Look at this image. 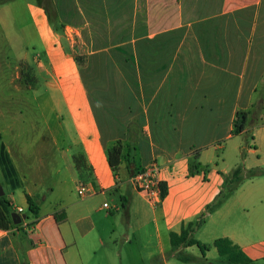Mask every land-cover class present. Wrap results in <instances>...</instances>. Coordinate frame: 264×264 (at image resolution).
Wrapping results in <instances>:
<instances>
[{"label": "crops", "instance_id": "obj_1", "mask_svg": "<svg viewBox=\"0 0 264 264\" xmlns=\"http://www.w3.org/2000/svg\"><path fill=\"white\" fill-rule=\"evenodd\" d=\"M49 1L59 26L50 21L38 0L26 3L40 42L32 61L28 54L15 51L18 38L10 36L0 16V45L8 50L0 57V74H11L9 85L17 95L23 90L13 81L19 77L21 63L29 65L38 85L28 89L41 83L47 93L43 102L34 96L47 128L46 135L34 140V149L17 145L24 139L17 118L0 122L2 140L5 133L14 135L6 148L22 181L24 202L28 204L29 196L39 207L31 229L23 226L25 219L19 230L0 229V264H80L70 252L101 250L112 261L119 247L116 220L122 213L127 230L120 247L133 251V264H153L158 256L163 258L159 264H174L173 258H164L170 234L195 221L225 191V179L233 172L225 165V144L247 135L251 155L260 154L253 144L256 112L249 115L244 133L233 135L232 130L238 111L253 110L258 92L259 112L264 106L260 95L264 91V0ZM15 2L5 0L3 5ZM232 27L235 35L230 34ZM76 57L81 58L80 65ZM257 58L259 65L252 61ZM227 106L231 107L228 131L219 140L224 144L214 147L216 139L210 136L218 118L215 109ZM189 108L196 109L195 115L185 111ZM118 143L123 151L115 174L107 151ZM129 144L135 147L131 167ZM77 146L80 152L74 150ZM212 148L224 152L215 156ZM80 154L88 169L82 174L74 163ZM59 161L67 172L64 182L61 170H56ZM153 161L161 167L160 180L167 189L157 205L129 183L130 170ZM235 163L240 166L238 159ZM241 163L245 170L264 169L261 156ZM80 186L90 196L80 197ZM9 190L12 193L5 195L13 210L22 209L19 214L25 216L23 207L15 208L16 190ZM47 194L52 195V209L41 212ZM123 195L129 198L128 215L122 209ZM56 214H64L65 219L57 221ZM95 218L113 222L108 241L103 240ZM134 220L142 221L141 226L135 229ZM209 224L211 238L203 239L201 233ZM197 234L196 240L206 245L229 239L250 259L264 264V174L246 178L238 188L225 192ZM193 248L198 247L186 250ZM197 250L199 264L219 260L215 248Z\"/></svg>", "mask_w": 264, "mask_h": 264}, {"label": "rangeland", "instance_id": "obj_2", "mask_svg": "<svg viewBox=\"0 0 264 264\" xmlns=\"http://www.w3.org/2000/svg\"><path fill=\"white\" fill-rule=\"evenodd\" d=\"M14 1L16 2L12 6H9V7H7L6 5H3V3L0 4V9H1L0 16H1V19L7 23V26H6L7 31L8 32L10 31L12 33L10 34V36H12L13 38L16 36L18 38L17 41H14V44H13V46L16 48L15 51L18 53L28 54V56L30 57V60L32 61L33 55L37 53L40 48V42L37 37V34L32 28V25H30L31 19H30L29 13L26 8V3L33 2V1L35 2L36 0H33V1L32 0H14ZM41 1L46 2V0H41ZM51 16L53 18V23L59 26L60 23L58 19L55 17L56 13L54 11H51ZM22 26H26L24 31L21 30ZM230 34L232 35L236 34V29L234 27L230 29ZM6 48H7L6 45H2V44L0 45V57L2 55L3 57L6 55L5 52L8 51ZM252 61H254L256 64L259 65V58L253 59ZM10 75L11 74L9 72L6 76L0 74V99H1L0 110H2L3 112V115L0 116V122L5 123L6 121L5 119L17 118L19 120L18 126L22 128V133L24 135V139L18 141L17 145H19L22 148H25L27 151H30V147L34 149V146H36L34 140L39 135L42 136V135L47 134L46 124L41 114L42 111L41 110L39 111L36 108V102H35L34 96L40 97L39 99L41 100V102H43L44 99H46L47 93H45V88H43L41 83L36 89L31 90V89H28L27 87L22 86V84L18 82L19 78L17 77L14 79L13 85L15 87L21 88L23 91L15 95L12 85L11 86L9 85L8 78H11ZM37 85H38V82L35 84L33 88H35ZM29 88H32V87H29ZM260 95L263 98L264 91H261ZM56 96H59V95L57 94ZM254 101H255V104L259 102V92L257 95H255ZM195 110H196L195 108H189V109H186L185 111H188L190 114L194 113L195 115L196 113ZM230 110H231V107H228V106L225 108L215 109V111H217L216 117L218 116V118H215L216 119L215 130H214V133L210 136L211 138L216 139L214 143V147L224 142V141H219V140L224 139L223 137L227 134L228 125H229L228 115H229ZM43 112H45V114L47 115L49 113L48 107L45 106ZM256 114L258 118L255 122V124L257 125H256L255 132H254L255 141L253 142V144L256 146V148L260 152V154H258L257 156H261L262 158H264V126L261 125V124H264V106L261 108L260 112H259V109H257ZM213 117H214V114H213ZM33 124H35L34 129L32 128ZM201 124L202 122L200 119L199 125ZM131 127H134V124H131ZM9 140H14V135L12 133H5L3 137V143L5 144V146L8 145L7 142ZM207 140L208 139H205V141ZM142 144H143L142 147H144V150L148 152V146L145 143H142ZM251 144L252 142L250 140V137L247 135L234 137L232 140L228 141L225 144V147H226L225 165L231 168V172L234 171L238 167H242L241 160L242 161L245 159L255 160V158H257L256 155H251V151H250ZM137 146H138V143L137 144L135 143L136 148ZM61 147L63 148L64 145H61ZM213 149L214 148H212L211 151H213L215 156L217 155L220 156L221 153L224 152L223 150H217L216 148L214 150ZM74 150L77 152H80V147L77 146L75 147ZM237 159L239 160L240 166L238 165V167L237 166L235 167V164H236L235 162ZM57 169L61 170L60 179L64 182V180L67 177V172L62 171L63 164L61 161L57 162L56 170ZM54 179H57L55 175H54ZM0 185L3 187L6 195H8L9 193H12L9 190L8 185L5 183L1 173H0ZM56 191L58 190L56 189ZM13 193L15 196L14 198L15 208L20 206V207H23L25 210L26 218L24 220L25 222L23 226L25 225V223H28L29 227L27 230H29L31 229L30 225L32 223L31 221L34 219V215L29 211L28 204L24 202V196H23L22 191L19 189ZM47 196H48V201H46L47 203H45V205L42 207L41 212H47L52 209V205H50L51 199H53L52 195L47 194ZM108 202H111V198L109 199ZM237 204L238 203L233 204V205H237ZM121 215L122 216L120 220H116V227L118 230L117 233L119 234V247L116 248V251H117L116 259H113L112 261H108V259L105 257L106 253L102 250L96 252L95 254L90 253V252H81V254L80 252H70L72 253L73 256H75L74 254H76L78 263L80 264L82 263L83 264H133L132 263L133 251L127 250V249L126 250L121 249L120 247L123 234L127 230L126 219L124 218L123 213ZM95 221L97 222L98 230L101 232L103 240L108 241L111 235L110 231H112L113 222H110V220L98 221L97 218H95ZM148 221L151 222V217L148 219ZM141 224H142V221L140 220L133 221V226L135 229L137 227H140ZM148 226L151 227V224ZM212 227L213 226L209 224L208 226H206V228H204V230L201 233V236L203 237V239L209 240V238H211L210 235L213 229ZM218 232L220 231L218 230ZM195 236L199 237L200 235L197 234ZM169 248H170V244H169ZM197 249L198 248L188 249V250H185V252L188 255L196 257L197 254L199 253ZM173 263L183 264L181 261L177 260L176 258H173ZM190 264H196V263H190Z\"/></svg>", "mask_w": 264, "mask_h": 264}, {"label": "trees", "instance_id": "obj_3", "mask_svg": "<svg viewBox=\"0 0 264 264\" xmlns=\"http://www.w3.org/2000/svg\"><path fill=\"white\" fill-rule=\"evenodd\" d=\"M5 0H0V4L4 3ZM38 2L43 5L46 9L47 15L50 18V21L53 22V18L51 16V11H53L51 2L46 0V2H42L38 0ZM51 8V9H50ZM50 9V10H49ZM77 63L80 65L82 63L81 58L76 57ZM21 70L19 73V83L24 87H34L38 82L37 77L34 74V69L29 65H25L21 63ZM259 104L253 105V110L251 111H238L233 122V135H239L245 132L249 125V115L257 112ZM128 154H127V162L129 167L133 165L134 159V150L135 147L132 145H128ZM122 147L121 144L118 143L114 147L108 149V160L109 164L115 174L118 173L119 167L121 165V157H122ZM74 163L76 170L82 174L83 171H88L86 168L85 158L82 154L74 157ZM141 169V168H140ZM139 169L130 170V176L134 174ZM0 171L5 183L12 189L17 190L22 188V181L17 173L15 165L7 151L5 144L3 143L2 136L0 134ZM264 174V169L254 168L245 170L242 167L236 168L230 175H228L225 179L223 185V192L219 195L217 201L210 205L206 212H204L201 216H199L195 221H191L189 223L183 224L181 227V231L179 233H171L170 234V249L164 255L165 259L176 258L177 260L183 263H199L201 259L197 257L186 254L185 250L189 247L197 246L203 253L208 251L210 248H215L219 254V260L217 262H209L208 264H258V261L250 259L247 255L243 253V251L235 245L229 239L223 238L214 241L211 245L201 244L195 238V233L198 229L202 227L204 224L208 213L220 202L222 196L225 192L229 193L238 188V186L246 179L253 178L259 175ZM162 188V199L167 195L166 186L161 183ZM28 209L29 211L37 215L39 207L35 205L34 200L26 196ZM120 201L122 203V209L126 215L129 213V198L127 195L120 196ZM12 213H18V211L13 210L11 203L8 201L6 195L0 196V229L1 230H11L18 229L22 226L23 223L19 225H15L13 219L11 217ZM55 218L57 221H61L65 219V215L56 214ZM162 257H156L153 261V264H159L162 262ZM204 262L207 259H202ZM24 264H26L24 262Z\"/></svg>", "mask_w": 264, "mask_h": 264}, {"label": "built area", "instance_id": "obj_4", "mask_svg": "<svg viewBox=\"0 0 264 264\" xmlns=\"http://www.w3.org/2000/svg\"><path fill=\"white\" fill-rule=\"evenodd\" d=\"M161 167L157 162L153 161L143 168L137 170L130 176V185L139 193L143 194L147 201L153 205L160 203L162 196L161 180H160ZM78 194L80 197H88L90 194L84 186L79 187ZM108 208V204H104ZM19 213L23 210L19 209ZM25 228H28V223H25Z\"/></svg>", "mask_w": 264, "mask_h": 264}, {"label": "water", "instance_id": "obj_5", "mask_svg": "<svg viewBox=\"0 0 264 264\" xmlns=\"http://www.w3.org/2000/svg\"><path fill=\"white\" fill-rule=\"evenodd\" d=\"M5 192L3 187L0 185V196H4ZM13 222L15 225H19L21 224V222L23 221V219L26 218V216H21L19 213H12L11 215Z\"/></svg>", "mask_w": 264, "mask_h": 264}]
</instances>
